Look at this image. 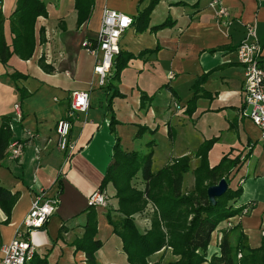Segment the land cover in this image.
<instances>
[{
  "label": "crops",
  "instance_id": "0c3cea01",
  "mask_svg": "<svg viewBox=\"0 0 264 264\" xmlns=\"http://www.w3.org/2000/svg\"><path fill=\"white\" fill-rule=\"evenodd\" d=\"M42 1L46 15L35 18L31 56L22 60L13 55L6 67L0 63V116L8 118L9 140L23 144L18 159L8 160L4 155L0 160V185L17 193L7 221L0 223V245L13 237L33 195L42 190L44 196L55 195L57 205L40 228L25 234L34 255L44 257L47 264H85L84 252L75 248L73 240L82 236L88 211L86 198L98 188L117 136L125 151H141L142 144L152 140L151 166L154 158L161 159L152 170L195 151L211 137L215 141L207 151L209 166L224 153L231 158L239 156L244 142L249 145L248 155L259 141L260 147L251 154L249 177L260 186L254 185L251 192L242 189L238 200L239 204L252 200L253 208L247 215L227 220L230 226L240 225L250 247L258 246L264 226V139L258 127L240 113L243 71L233 52L247 23H254L256 39L264 45V0H218L228 11L225 23L208 6L209 0H159L151 10L148 25L166 18L172 24L156 31L146 28L136 32L131 23L119 40V52L131 57L111 89L105 88L106 80L98 84L92 71L93 58L82 43L94 39L103 6L133 18L149 0ZM75 3L86 10L78 25ZM13 69L26 77L11 79L6 71ZM169 73L171 79L167 78ZM201 76L203 80L192 86ZM16 87L25 90V96L20 97ZM113 88L122 95L109 99ZM202 90L207 95H201ZM73 91L88 93V107L70 121L68 135L74 146L66 156L56 145L54 125L65 116ZM140 92L150 95L143 108H139ZM111 115L116 120L112 130ZM139 127L143 129L135 136ZM158 143L167 156L162 155ZM195 160L191 157L190 162ZM109 188L112 194L109 183L102 188L107 195ZM110 199L108 196L104 206H91L96 222L94 238L101 242L93 255L99 264H128L120 239L104 216L106 209L116 207ZM4 218L0 210V221ZM60 226L64 229L59 234ZM219 227H224L223 223ZM219 237L215 229L206 248L208 255L217 250ZM166 253L172 256L166 249L147 259L158 264L155 256Z\"/></svg>",
  "mask_w": 264,
  "mask_h": 264
},
{
  "label": "trees",
  "instance_id": "16d2710c",
  "mask_svg": "<svg viewBox=\"0 0 264 264\" xmlns=\"http://www.w3.org/2000/svg\"><path fill=\"white\" fill-rule=\"evenodd\" d=\"M157 2L158 0H149L148 4L131 18L136 32L146 28L156 31L172 24V20L166 18L158 24L148 25L149 15ZM88 4L85 5L86 9ZM74 5L77 10L75 23L78 25L84 20L86 10H82L77 3ZM45 15L46 9L42 0H14L13 7L7 16H2L0 12V63L3 66H7L8 59L13 55L22 60L31 56L34 46L35 18ZM5 21H7L6 30ZM40 33L42 31L39 29V35ZM130 57V54L122 52L114 56L106 78V89L114 86L113 83L117 81ZM6 73L13 80L26 77V74L15 69ZM203 78V76L199 77L192 86L199 84ZM16 89L20 97L25 96V90L20 87ZM121 95L116 88H113L108 98ZM201 95L205 96L207 93L202 90ZM194 97L193 94L189 102ZM149 99L150 96L140 92L139 108H143L144 101ZM105 106L107 108L108 103ZM114 123L116 120L111 115L110 130ZM141 129L143 128L137 129L135 136ZM9 138L8 118L0 116V160L4 158ZM214 141V137L205 139L193 154H183L160 168L152 170V140L146 142L148 149L145 152L124 151L119 145V138L114 137L112 154L98 188L102 189L109 183L114 190L116 207L106 209L104 216L111 231L119 237L120 248L128 264H155L148 262L147 258L159 250L166 249L170 250L174 258L165 264H201L203 262L264 264V235L261 236L258 246L250 247L238 223L229 228L219 227L223 220L242 215L244 209L243 215H247L253 208L254 202L248 200L244 204H239L242 188L239 182L236 185H230L232 170L237 169L244 159L239 156L228 158L226 154L209 166L207 151ZM192 155L198 159L197 164L190 171L193 176V185L189 191H182L183 174L189 171V160ZM137 178L141 187L134 184L133 180ZM220 178H224L227 187L221 195L215 197V202L212 204L207 199L206 187L217 183ZM59 192L58 187L57 193ZM16 197V192L10 193L8 189L0 185V210L5 215L0 223L7 221ZM148 204L152 206L148 217L149 225L139 228L134 220V214L144 213ZM87 208L82 236L74 239L73 244L76 249L84 252L85 264H98L93 252L101 245V242L94 238L95 212L90 206ZM63 229V226L59 227V234ZM215 229L220 231L217 250L208 255L206 248L211 233ZM26 264H47V262L44 257L40 258L33 254Z\"/></svg>",
  "mask_w": 264,
  "mask_h": 264
},
{
  "label": "built area",
  "instance_id": "2783aa9c",
  "mask_svg": "<svg viewBox=\"0 0 264 264\" xmlns=\"http://www.w3.org/2000/svg\"><path fill=\"white\" fill-rule=\"evenodd\" d=\"M208 6L214 8L215 15L228 18V11L218 0H209ZM131 25V18L126 14L103 6L100 14V23L94 39L84 40L85 51L93 58L92 71L97 75L99 85L104 84L109 73L114 56L120 51L119 40L125 30ZM234 57L243 71L242 76V103L240 110L252 124L258 127L260 137L264 139V45L256 39L254 23L244 26L242 38L234 48ZM173 75L168 74L171 79ZM13 107L17 109V104ZM88 107V93L73 91L68 101V107L63 118L54 125L56 145L66 156L73 150V143L69 141L70 121L77 113L85 112ZM9 128V127H8ZM28 137L30 134L27 132ZM23 144L18 140H9L5 148V157L8 160L18 159L22 153ZM108 195L104 189L97 188L86 198L87 206H104ZM57 197L44 196L42 190L33 195L29 208L13 237L0 245V264H26L34 254V247L29 243L25 234L28 230L40 228L46 219L55 211ZM245 209L242 211V215ZM261 235H264L263 228ZM239 257V253H237Z\"/></svg>",
  "mask_w": 264,
  "mask_h": 264
},
{
  "label": "rangeland",
  "instance_id": "374dc122",
  "mask_svg": "<svg viewBox=\"0 0 264 264\" xmlns=\"http://www.w3.org/2000/svg\"><path fill=\"white\" fill-rule=\"evenodd\" d=\"M14 0H0V12H1V15L2 16H7L8 15V13L10 12V6H11V4H12V2H13ZM159 1V0H158ZM157 5V3L156 4H154V7ZM153 7V8H154ZM4 25L5 26H7V21H5L4 22ZM148 96H150V95H148ZM143 136H145V134L143 135ZM241 139H245V137H242ZM143 143H144V137H143V141H142ZM249 146V145H248ZM248 146H246V143L244 142V145L242 146V148H241V150H240V155H239V157L241 158L242 156H244V155H246V153H247V150H248ZM120 147H121V145H120ZM157 147H160L161 149H162V151H163V153H162V155L163 156H165V154H166V156H167V152L165 151V148H164V146L161 144V143H158L157 144ZM260 147V143H259V141H256V144H254L253 146H252V148H251V150H250V153L248 154V155H246L245 156V158H244V160L241 162V164H240V166L237 168V169H233L232 170V176H231V181H230V185H236L237 184V182H239L240 181V183H239V185H241V188L244 190V191H249V192H251V190L253 189V186L254 185H256V187H259L260 186V183H258L257 181H253L254 180V178H251V177H249V175H250V171H251V168H252V164H251V162H250V159H251V154H255V152H256V149H258ZM146 148H147V146L145 145V144H142V146H141V151L143 152L144 150L143 149H145L146 150ZM122 149V148H121ZM123 150V149H122ZM125 151V150H124ZM140 151V150H139ZM194 152V151H193ZM193 152H191V154H193ZM157 156L159 155L158 154V151H157ZM183 155V154H182ZM223 155H226V153H224V154H222L220 157H222ZM181 156V155H180ZM227 156V155H226ZM179 157V156H178ZM191 157H195L194 155H192ZM191 157H190V160H189V171H187L186 173H184L183 174V179H182V184H183V186H185L184 187V189L182 188V191H189L191 188H192V185H193V176H192V174H191V170L195 167V165L197 164V162H198V159H197V157H195V163H191L190 161H191ZM228 158H231V157H229V156H227ZM234 157V156H233ZM219 158V157H218ZM220 159V158H219ZM219 159H218V161H219ZM109 160H110V157H109ZM159 160H161L160 158H154L152 161V166H151V168L152 169H155L158 165H160V162H159ZM207 162H208V158H207ZM217 162V161H216ZM168 163V162H167ZM166 164V163H165ZM193 164H195L194 165V167L192 166ZM163 166V165H162ZM161 167V166H160ZM159 167V168H160ZM158 169V168H157ZM134 181V184L136 185V186H138V187H141V185H140V183L138 182V178L137 179H135V180H133ZM111 192H112V190L109 188V191H108V196L109 197H112V199H110L109 201L110 202H112V204H115L116 205V199L113 197V196H111L112 194H111ZM110 194V195H109ZM108 205H110V204H108ZM152 210V206L150 205V204H148L147 205V207H146V209H145V211H144V213H136V214H134V220H135V222H136V224L138 225V227L139 228H145V227H148V225H149V213H150V211ZM237 216H240V215H235V216H233V217H237ZM229 219V218H228ZM228 219H226V220H223L221 223H223V226H224V228H229L230 227V223H228ZM220 223V224H221ZM264 225V224H263ZM263 227V230H264V226H262ZM217 230H219V229H217ZM220 232V231H219ZM260 232H261V230H260ZM215 233V232H214ZM212 236H213V234H212ZM262 236V235H261ZM220 238V237H219ZM219 238H218V240H219ZM209 245V244H208ZM208 249H210V246H209V248ZM169 249H167V251H168ZM160 256V257H159ZM174 257L173 256H169L167 253L166 254H164V256H163V254L162 255H156L155 256V260L157 261V263L158 264H165L168 260H171V259H173ZM162 259V260H161ZM148 262L150 261V260H147ZM155 263V262H154ZM99 264V263H98Z\"/></svg>",
  "mask_w": 264,
  "mask_h": 264
},
{
  "label": "water",
  "instance_id": "95a60500",
  "mask_svg": "<svg viewBox=\"0 0 264 264\" xmlns=\"http://www.w3.org/2000/svg\"><path fill=\"white\" fill-rule=\"evenodd\" d=\"M227 187V183L224 178H220L217 183L206 187L207 199L210 203L215 202V197L221 195Z\"/></svg>",
  "mask_w": 264,
  "mask_h": 264
}]
</instances>
